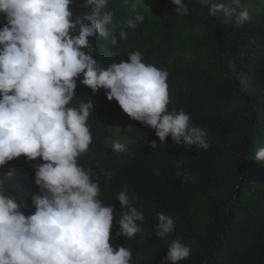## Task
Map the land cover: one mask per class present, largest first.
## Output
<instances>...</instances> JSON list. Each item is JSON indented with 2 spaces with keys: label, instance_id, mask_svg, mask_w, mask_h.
<instances>
[{
  "label": "clouds",
  "instance_id": "obj_1",
  "mask_svg": "<svg viewBox=\"0 0 264 264\" xmlns=\"http://www.w3.org/2000/svg\"><path fill=\"white\" fill-rule=\"evenodd\" d=\"M241 1L200 0L223 32L251 19ZM109 3L85 0L82 8L91 13L73 18L77 0H0V264H139L164 251L163 264H180L191 254L190 244L175 240L167 207L175 197L161 182L183 167L158 149L207 150L208 133L183 109L169 110V74L141 52L103 68L84 51L97 35L113 46L127 39L126 31L117 38L110 31ZM170 3L177 15H189L184 0ZM132 8L128 30L145 20ZM247 34L250 44L264 43V14ZM81 76L92 93L87 103L69 107ZM97 91L92 101L100 115L110 105L150 127L136 154L147 168L130 184L101 185L77 162L92 143L90 99ZM111 148L117 155L130 151L122 138ZM254 160L264 162V147Z\"/></svg>",
  "mask_w": 264,
  "mask_h": 264
},
{
  "label": "trees",
  "instance_id": "obj_2",
  "mask_svg": "<svg viewBox=\"0 0 264 264\" xmlns=\"http://www.w3.org/2000/svg\"><path fill=\"white\" fill-rule=\"evenodd\" d=\"M84 2L77 0L73 18L91 13V8H82ZM133 3L145 20L128 30ZM184 3L189 6L187 16L177 15L170 0H110L107 10L113 12L115 24L110 31L116 38L126 31L127 39L118 38L113 46L97 35L89 38L84 51L103 68L121 58L127 61L130 52H141L149 64L169 74V110L183 109L208 133L207 150L158 149L163 159L172 158L183 167L161 178L168 197H175L167 205L176 220L175 240L191 245L190 256L180 264H264V162L254 160L264 147V43L250 44L247 34L264 14V0H242L251 19L224 32L205 14L200 0ZM94 38L100 39L95 43ZM82 79L76 81L69 107L87 103L92 93ZM97 93L90 99L92 143L77 162L91 169L101 185L106 180L130 184L147 168V159L136 154L143 150L142 137L147 138L150 127L120 117L115 112L120 108L110 105H103L100 115L92 101ZM117 138L129 146L125 155L112 151ZM164 253L139 264H163Z\"/></svg>",
  "mask_w": 264,
  "mask_h": 264
}]
</instances>
